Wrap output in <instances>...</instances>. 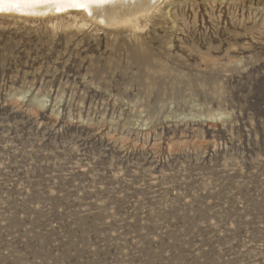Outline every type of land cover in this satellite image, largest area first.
Returning a JSON list of instances; mask_svg holds the SVG:
<instances>
[{"label": "rangeland", "instance_id": "rangeland-1", "mask_svg": "<svg viewBox=\"0 0 264 264\" xmlns=\"http://www.w3.org/2000/svg\"><path fill=\"white\" fill-rule=\"evenodd\" d=\"M157 9L0 11V264H264V0Z\"/></svg>", "mask_w": 264, "mask_h": 264}, {"label": "bare ground", "instance_id": "bare-ground-1", "mask_svg": "<svg viewBox=\"0 0 264 264\" xmlns=\"http://www.w3.org/2000/svg\"><path fill=\"white\" fill-rule=\"evenodd\" d=\"M161 2L162 0H0V11L5 13L8 11H20L36 14L42 12L51 14L66 12L69 15L70 9L74 8L75 12L83 13L89 18L91 17L92 20L94 19L93 22L96 20L95 23L98 22L99 24L100 22L108 26L118 23L119 25L127 26V28L129 26L132 31H136L140 28V18H146L150 13L152 14V12L158 10L157 7ZM6 15L9 14L6 13Z\"/></svg>", "mask_w": 264, "mask_h": 264}]
</instances>
